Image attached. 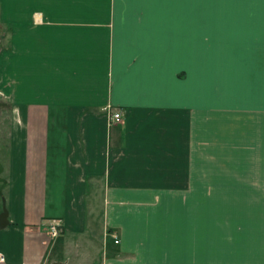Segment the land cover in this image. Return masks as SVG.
<instances>
[{
  "label": "crops",
  "instance_id": "obj_1",
  "mask_svg": "<svg viewBox=\"0 0 264 264\" xmlns=\"http://www.w3.org/2000/svg\"><path fill=\"white\" fill-rule=\"evenodd\" d=\"M1 102L0 264H264V0H0Z\"/></svg>",
  "mask_w": 264,
  "mask_h": 264
},
{
  "label": "built area",
  "instance_id": "obj_2",
  "mask_svg": "<svg viewBox=\"0 0 264 264\" xmlns=\"http://www.w3.org/2000/svg\"><path fill=\"white\" fill-rule=\"evenodd\" d=\"M111 118L114 121H119L120 120V113H118V112L111 113ZM48 231L52 237H56V236L60 235V233L62 232L61 220L60 219L50 220L49 224H48ZM115 242H118V240H115ZM2 260L3 259H2V256L0 254V262Z\"/></svg>",
  "mask_w": 264,
  "mask_h": 264
},
{
  "label": "water",
  "instance_id": "obj_3",
  "mask_svg": "<svg viewBox=\"0 0 264 264\" xmlns=\"http://www.w3.org/2000/svg\"><path fill=\"white\" fill-rule=\"evenodd\" d=\"M7 216H8L7 209L5 205H3L2 211L0 213V229H2L8 224Z\"/></svg>",
  "mask_w": 264,
  "mask_h": 264
},
{
  "label": "rangeland",
  "instance_id": "obj_4",
  "mask_svg": "<svg viewBox=\"0 0 264 264\" xmlns=\"http://www.w3.org/2000/svg\"><path fill=\"white\" fill-rule=\"evenodd\" d=\"M4 105H2V102L0 103V109H3Z\"/></svg>",
  "mask_w": 264,
  "mask_h": 264
}]
</instances>
